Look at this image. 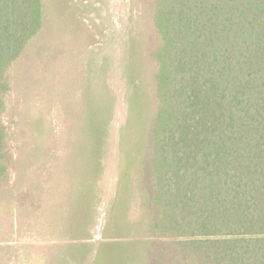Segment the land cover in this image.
Returning <instances> with one entry per match:
<instances>
[{
    "label": "trees",
    "instance_id": "1",
    "mask_svg": "<svg viewBox=\"0 0 264 264\" xmlns=\"http://www.w3.org/2000/svg\"><path fill=\"white\" fill-rule=\"evenodd\" d=\"M149 5L154 104L135 170L138 214L126 224L122 177L113 222L123 226L111 236L123 241L98 254L110 264H264V0ZM43 17L41 0H0V152L10 67Z\"/></svg>",
    "mask_w": 264,
    "mask_h": 264
},
{
    "label": "rangeland",
    "instance_id": "2",
    "mask_svg": "<svg viewBox=\"0 0 264 264\" xmlns=\"http://www.w3.org/2000/svg\"><path fill=\"white\" fill-rule=\"evenodd\" d=\"M41 2V26L10 67L1 117L0 264H110L98 250L123 241L111 236L123 226L113 222L123 178L126 224L138 214L135 170L145 106L154 104L152 8L149 0Z\"/></svg>",
    "mask_w": 264,
    "mask_h": 264
}]
</instances>
